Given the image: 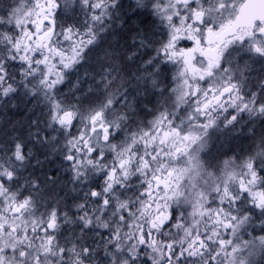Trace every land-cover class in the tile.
Instances as JSON below:
<instances>
[{
  "label": "snow or ice",
  "instance_id": "1",
  "mask_svg": "<svg viewBox=\"0 0 264 264\" xmlns=\"http://www.w3.org/2000/svg\"><path fill=\"white\" fill-rule=\"evenodd\" d=\"M0 3V264H264V0Z\"/></svg>",
  "mask_w": 264,
  "mask_h": 264
},
{
  "label": "flooded vegetation",
  "instance_id": "2",
  "mask_svg": "<svg viewBox=\"0 0 264 264\" xmlns=\"http://www.w3.org/2000/svg\"><path fill=\"white\" fill-rule=\"evenodd\" d=\"M12 0H4V3H11ZM0 7H3V4L0 3ZM71 22V21H69ZM259 68V65L256 66ZM31 105H25L24 103H19L17 107L10 108L5 113L0 114V137H5L6 135H12L13 126L18 131H23V128L26 126V122L28 118L32 115ZM219 153H228L231 155L232 153L229 149H233L236 152H239L242 148L247 150L251 141L240 139H233L232 137H223L221 136L218 140ZM43 160V157H40ZM35 163V161L33 162ZM48 172L49 174L55 176L56 168L47 162H45L42 166H37L35 169V175H39L41 180L44 179V173ZM66 177L63 174V170H61V180L58 182L56 186L55 193L58 194L60 192L59 185L63 183V180Z\"/></svg>",
  "mask_w": 264,
  "mask_h": 264
},
{
  "label": "rangeland",
  "instance_id": "3",
  "mask_svg": "<svg viewBox=\"0 0 264 264\" xmlns=\"http://www.w3.org/2000/svg\"><path fill=\"white\" fill-rule=\"evenodd\" d=\"M257 66V65H256ZM218 143H219V141H216V143H215V146H214V148H213V152L214 153H216V154H218V152H219V147H218Z\"/></svg>",
  "mask_w": 264,
  "mask_h": 264
}]
</instances>
